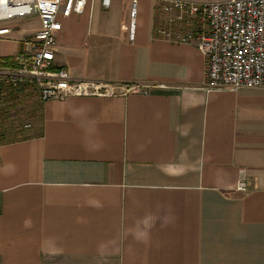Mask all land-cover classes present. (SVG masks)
Instances as JSON below:
<instances>
[{
    "label": "crops",
    "instance_id": "crops-1",
    "mask_svg": "<svg viewBox=\"0 0 264 264\" xmlns=\"http://www.w3.org/2000/svg\"><path fill=\"white\" fill-rule=\"evenodd\" d=\"M173 1L227 0L60 12L55 70L148 93L39 101L37 129L0 145V264H264V89H204L196 47L159 31ZM10 27L0 59L39 24Z\"/></svg>",
    "mask_w": 264,
    "mask_h": 264
},
{
    "label": "built area",
    "instance_id": "built-area-1",
    "mask_svg": "<svg viewBox=\"0 0 264 264\" xmlns=\"http://www.w3.org/2000/svg\"><path fill=\"white\" fill-rule=\"evenodd\" d=\"M90 0H0V40L11 33V23L36 18L39 28L24 35L21 50L12 59H0V82L13 89L32 87L41 103L69 97H123L147 95L139 85L125 86L94 80L75 81L67 69L53 68L59 14L80 15ZM110 0H102L106 8ZM175 42L196 47L205 64L207 91L264 89V0H227L194 4L173 1L162 6ZM136 0L130 18L134 21ZM199 25L192 32L185 25ZM161 35L168 37L162 29ZM28 126V125H27ZM26 126V127H27ZM241 179L234 191L245 193Z\"/></svg>",
    "mask_w": 264,
    "mask_h": 264
},
{
    "label": "rangeland",
    "instance_id": "rangeland-1",
    "mask_svg": "<svg viewBox=\"0 0 264 264\" xmlns=\"http://www.w3.org/2000/svg\"><path fill=\"white\" fill-rule=\"evenodd\" d=\"M166 19L167 21L164 22L162 19L157 21L159 31L160 29H164L165 26H170V24L166 23L170 20H168V18ZM26 88L27 89H24L23 92H19L17 94L18 98L16 99V101H14L15 106L14 108H11L8 113L9 118L3 124L5 133L27 136L28 134H32L33 130L35 128L37 129L39 125L41 106L40 102L37 99L34 89L29 87L30 89H32L29 90L28 87ZM25 125L28 126L26 127Z\"/></svg>",
    "mask_w": 264,
    "mask_h": 264
},
{
    "label": "trees",
    "instance_id": "trees-1",
    "mask_svg": "<svg viewBox=\"0 0 264 264\" xmlns=\"http://www.w3.org/2000/svg\"><path fill=\"white\" fill-rule=\"evenodd\" d=\"M26 87L29 88L30 86L23 84L19 88L13 89L10 84L0 82V145L26 138V136L5 133L3 125L9 118L8 113L10 109L15 106L14 101L18 98L17 94L27 89Z\"/></svg>",
    "mask_w": 264,
    "mask_h": 264
}]
</instances>
